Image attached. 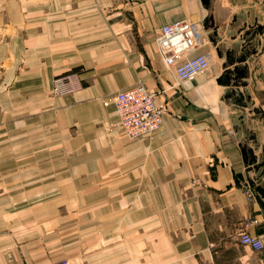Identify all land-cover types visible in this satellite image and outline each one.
Segmentation results:
<instances>
[{"label":"crops","instance_id":"crops-1","mask_svg":"<svg viewBox=\"0 0 264 264\" xmlns=\"http://www.w3.org/2000/svg\"><path fill=\"white\" fill-rule=\"evenodd\" d=\"M184 18L212 62L178 83L155 33ZM227 50H244V87L217 81ZM65 74L81 88L53 95ZM139 80L166 110L151 136L129 138L107 98ZM241 107L261 132L242 130ZM259 162L264 0H0V264H264V247L239 241L264 244L244 187Z\"/></svg>","mask_w":264,"mask_h":264},{"label":"built area","instance_id":"built-area-1","mask_svg":"<svg viewBox=\"0 0 264 264\" xmlns=\"http://www.w3.org/2000/svg\"><path fill=\"white\" fill-rule=\"evenodd\" d=\"M202 27L199 22L184 18L160 26L155 33V43L163 65L176 76L178 83L188 81L207 72L211 56L199 53L203 45ZM81 88L77 74L60 75L52 80L51 92L55 96L72 94ZM113 102L119 116V126L129 138L151 136L162 124L164 104L156 102V93L150 91L142 81L121 89L107 98ZM248 197L253 190L244 184ZM241 244L254 251H262L263 239L248 231L239 235ZM53 264H68L57 260Z\"/></svg>","mask_w":264,"mask_h":264},{"label":"water","instance_id":"water-1","mask_svg":"<svg viewBox=\"0 0 264 264\" xmlns=\"http://www.w3.org/2000/svg\"><path fill=\"white\" fill-rule=\"evenodd\" d=\"M233 50H227L225 53V60L223 63V73L217 79L218 82H221L222 77H230L231 82L229 85L231 86H245L247 81H238L239 75L246 76V67L244 66V62L246 60V55L244 50H242L237 55H231L230 52ZM218 55L221 56L220 50H218ZM243 96V95H242ZM255 140V137H252ZM255 142V141H253ZM242 154L245 157L246 163L249 164L247 170H253V164L257 162V155L254 153V148L249 147L248 149L245 147L242 149ZM260 166L263 165L262 162L258 163ZM248 184L251 189L255 192V198L260 204L263 212H264V166H262L261 171L257 174L255 179H249Z\"/></svg>","mask_w":264,"mask_h":264},{"label":"rangeland","instance_id":"rangeland-1","mask_svg":"<svg viewBox=\"0 0 264 264\" xmlns=\"http://www.w3.org/2000/svg\"><path fill=\"white\" fill-rule=\"evenodd\" d=\"M257 59H258V57H255V61H257ZM244 66L247 68V64H245ZM243 77L246 78V79H248L247 78V71H246V76H243ZM238 81H239V77H238ZM239 82H241V80ZM246 85H247V83H246ZM239 109L242 110V114H243V112H244L243 107H241ZM245 112H244V115L246 114V116H245V118L243 117V120L240 122V125H241L242 130L245 131V133L247 134V136L250 133L252 134L254 132H257V133L261 132V126L263 124V120L257 119L256 116H254L253 114H250V112H248L247 110H245ZM246 138H248V140H252V143L253 144L259 142V141L253 142L255 140L254 139H249V137H246Z\"/></svg>","mask_w":264,"mask_h":264}]
</instances>
